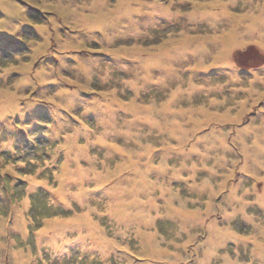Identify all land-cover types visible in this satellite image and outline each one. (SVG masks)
<instances>
[{
	"label": "rangeland",
	"instance_id": "obj_1",
	"mask_svg": "<svg viewBox=\"0 0 264 264\" xmlns=\"http://www.w3.org/2000/svg\"><path fill=\"white\" fill-rule=\"evenodd\" d=\"M22 262L264 264V0H0Z\"/></svg>",
	"mask_w": 264,
	"mask_h": 264
},
{
	"label": "bare ground",
	"instance_id": "obj_2",
	"mask_svg": "<svg viewBox=\"0 0 264 264\" xmlns=\"http://www.w3.org/2000/svg\"><path fill=\"white\" fill-rule=\"evenodd\" d=\"M66 170H68V167H67ZM63 187H64V185L62 186V190L60 191V194L65 193ZM50 242H52V246H54L55 248H56L57 246L61 247V246L59 245V243H58V242H59V238H58L56 235L50 237ZM259 246H260V245H259ZM257 248H258V250H259V247H258V246H257ZM21 264H25V263L22 262Z\"/></svg>",
	"mask_w": 264,
	"mask_h": 264
}]
</instances>
